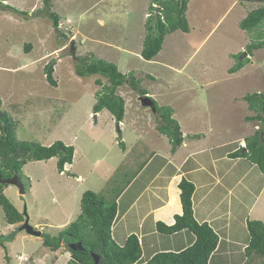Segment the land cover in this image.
Returning <instances> with one entry per match:
<instances>
[{
  "label": "rangeland",
  "instance_id": "obj_1",
  "mask_svg": "<svg viewBox=\"0 0 264 264\" xmlns=\"http://www.w3.org/2000/svg\"><path fill=\"white\" fill-rule=\"evenodd\" d=\"M149 1L49 0V6L44 7L43 0H0V107L11 117L16 138L43 146H50L55 141L66 145L79 142L81 148L78 154L81 157L83 151L86 154L79 166L84 177H88L84 182L68 176L69 171L64 173L69 163H65L63 170L59 171L57 157L53 156L46 160H29L23 165L21 181L24 182V194H20L15 185L2 187L8 200L27 215L30 225L44 234L57 235L77 217L84 191L100 193L91 185L97 183L103 171L111 173L114 162L110 157L115 158L117 155V148L111 150L113 144H106L101 137L107 136L102 130L108 122L103 124L100 121H105L109 116L97 114L92 107L96 103V94L102 89L97 79L105 83L106 78L99 74L79 76L75 71L76 65L81 63L78 56L89 58V61L102 59L113 62L124 73L132 71L141 79L142 87L146 88L153 102L170 105L179 118L185 114L184 104L196 113L206 111L210 118L201 124L214 131L211 136H207L206 141L199 143L202 147L218 145L215 140L219 133L216 135V132L222 130L226 135L235 132L236 138L244 140L245 136L258 129V122L245 119L253 111L248 108L243 95L264 93V47L253 50L252 55L247 54L248 44L264 40V35L258 36V29L253 32L241 29L236 20L249 8L264 4L252 0L243 4L244 10L240 11L238 6L235 9H193L195 2L185 12L189 19L188 25L192 26L190 33L176 30L167 34L156 58L145 60L140 52L145 34L143 22L146 13L150 12ZM49 8L58 15L57 27H54L53 19L47 14ZM99 20L103 21L101 25ZM261 28L264 31V27ZM71 42L75 45L74 52ZM240 43L245 44L243 49H239ZM229 52L236 54L231 56ZM243 52L246 55L242 57ZM247 57L249 60L244 68L234 75L225 73L239 59ZM50 61L53 63L52 76L56 86L46 79L44 67ZM205 65L209 66V71L213 70L212 73L208 71L206 75H198ZM186 73H196V78L191 79ZM148 74L154 78H148ZM116 93L125 102V135H132L133 130L147 137L155 135L160 116L150 106L143 105L138 93L129 85L119 86ZM89 112H93L91 117ZM96 118L100 119L99 122H96ZM131 118L136 119V123ZM90 120L93 124L103 125L94 127ZM132 122L134 128H131ZM112 126L113 120L109 122V129ZM121 126L117 122L114 127H117L115 135L120 140ZM83 136L85 140L81 139ZM163 139L159 147L164 145ZM106 146H110V157L104 155ZM218 151L219 148H215L199 156L209 157L210 152ZM243 157L237 158V163L242 168L250 166L251 170L243 182L252 180L250 190L257 188L254 191L255 197L260 194L256 200L258 210L252 209L249 218L264 222L261 216L264 208H259L264 199V172L248 156ZM240 172V178L244 177L242 170ZM238 174L233 172L231 177L226 174L224 181L230 185ZM197 178L203 177L198 175ZM105 199L114 200L110 197ZM246 213L243 208L235 207V223L243 222ZM22 223L8 224L0 206V233L16 231L13 240L5 242L9 257L6 261L5 250L0 246V264H76L70 259L66 245L51 250L43 244L42 235L34 236L24 229L20 230ZM238 230L242 234L232 238L237 241L236 246L230 244L237 253L249 241L246 228L242 226ZM240 253L238 257L241 259L245 255L242 251ZM232 264L245 262L240 263L236 259Z\"/></svg>",
  "mask_w": 264,
  "mask_h": 264
},
{
  "label": "crops",
  "instance_id": "obj_2",
  "mask_svg": "<svg viewBox=\"0 0 264 264\" xmlns=\"http://www.w3.org/2000/svg\"><path fill=\"white\" fill-rule=\"evenodd\" d=\"M160 1L150 0L149 3L159 9ZM249 1L251 2L252 0H188L187 10L191 9L196 2L193 9H217L220 7L223 9H235L238 6L237 9L242 11L244 10L243 4ZM255 1L258 4L260 2L264 4V0ZM110 5L114 6L112 3ZM249 9L241 14V17L239 15V18H237L236 23L238 26L239 21L247 14L246 12L250 11ZM102 23L103 21L99 20V24L101 25ZM144 23L145 21L143 22V26ZM236 29L239 32H244L239 28ZM191 30L192 26L189 25V31L186 33H190ZM211 31L212 28L208 30V34ZM244 43L239 44V49H243ZM235 54L232 52L228 53L231 56ZM208 67V65H205L199 71L200 73L197 74H202L200 76L206 75L209 71ZM211 71L213 70L209 72ZM237 71L231 73L227 69L225 73L234 75ZM186 74L191 79L196 78V73L194 75H190L193 73ZM235 99L233 98V100ZM184 106H186L183 110L185 114L182 118H179L177 115L175 116L176 113L173 108L172 116L178 121L183 136V142L175 151L171 150V145L167 142L168 138L158 132H154L155 135L147 137L144 133L142 134L132 129L134 131L131 133L132 135H125L123 131L125 116L119 122V125H122L119 128H121V137L125 145L124 148H121L118 145L119 138L115 135L117 127L116 129L114 127L117 122L107 109L97 112L99 115L109 116L105 121H100L103 124L104 122H108V125L106 124L105 129L102 130L107 136L101 137L104 138L106 144H113L111 150L114 147L117 148V155L113 158L109 156L110 146H106L104 155L107 154L106 157H110L112 162H114V165L111 166V173H108V170L103 171L98 177L97 183L91 185L95 190H99L100 194L107 198H113L116 201L117 210L111 226V235L118 245H123L130 235L137 237L140 246V257L135 264H146L158 252H178L190 246L194 242V235L189 230L184 229L174 233H163L157 228L158 223H163L167 226L172 225L175 221V214L182 213L178 183L182 178H186L194 184L192 207L195 219L198 222H206L219 238L218 245L210 256L209 264H232L236 259L240 263L251 264V262H247L249 258L246 256L241 259L238 257L241 251L245 255L246 243L243 244V248L239 253L234 252L235 247L230 246V244L236 246L237 241L232 240V238H237L242 234V231H237L238 227L242 229L243 226L247 230V221L257 220L250 219L249 214L253 213L252 209H254L253 211L258 210L256 200L260 194L255 197L254 191L257 188L254 191L250 190L252 180L248 179L245 183L243 182L245 176L251 171L250 166H243L242 168L237 163V158L243 156H235L234 154L240 147H245V138L244 140L236 138L235 132L232 135H226L222 130L221 132H216V135L219 133V137L215 141H218L219 146L215 145L209 148L200 146L199 143L206 141L207 136H211L214 131L208 130L206 126L201 124V122L207 121L210 116L206 111L196 113L194 109H191L186 104ZM92 113L89 112L90 117ZM131 119L136 123V119ZM95 120L99 122L100 119L96 118ZM111 120H113V126L112 129H109V122ZM133 122L131 128H134ZM90 123L93 124L91 120ZM92 126L98 127L100 124L95 123ZM134 133L136 134L135 136H133ZM130 136L132 138L135 137V139L131 138V140H128L127 138ZM162 138H164V145L159 147ZM81 139L85 140L86 138L83 136ZM72 144L74 147V158L64 168V173L69 171L68 173L70 174L68 176H73L76 180L84 182L88 177H84L79 170V166L81 161H84L82 158L86 154L84 151L82 157L78 154L79 148H81L79 142H73ZM215 148H219L217 153L210 152L209 157L199 156ZM245 160L247 159L245 158ZM119 164H121L120 169H118ZM241 170L244 173V177L242 178H240ZM233 172L239 173L234 178V183L232 182L230 185L226 184L224 181L225 175L227 174V176L231 177ZM198 175L203 178H197ZM262 189L259 190L260 193ZM261 203V207L259 208H264V199ZM235 207H240L247 211L242 219L243 222L240 221L239 224L235 223L237 219L233 216V209ZM77 213L79 212L77 211ZM234 215H237V213ZM261 216L264 217V214Z\"/></svg>",
  "mask_w": 264,
  "mask_h": 264
},
{
  "label": "trees",
  "instance_id": "obj_3",
  "mask_svg": "<svg viewBox=\"0 0 264 264\" xmlns=\"http://www.w3.org/2000/svg\"><path fill=\"white\" fill-rule=\"evenodd\" d=\"M187 2L188 0H161L159 9L152 4L149 5L150 12L145 19V35L140 52L143 59L152 60L159 53L167 34L176 30L189 31L185 15ZM43 3L44 7L49 6V0H43ZM47 14L53 19L54 27H57L58 15L50 11V8L47 9ZM263 21L264 6H260L248 11L239 21V27L248 32L258 29V36L261 37L264 35L261 28V26L264 27ZM248 45L247 54L252 55L253 50L264 47V40ZM78 59L81 63L76 65L75 71L79 76L99 74L106 78L105 83L97 79L98 84H102V89L96 94L94 112L107 109L116 122H119L122 121L125 111L124 99L116 93L119 86L127 84L139 96L148 94L146 88L142 87L141 79L132 71L124 73L115 63L102 59L89 61V58L80 56ZM248 60V57L239 59L228 68L229 72L241 69ZM44 70L47 81L56 86L57 83L52 76V61L45 65ZM148 78L153 79L154 77L148 74ZM243 99L247 102L248 108L253 111L251 116L245 119H253L258 122L259 126L253 134L245 137V150L244 146L240 147L234 154L235 156H248L264 172V93L245 94ZM154 108L155 113L160 116L156 129L169 139L171 150L175 151L183 142V136L178 121L172 116L173 108L170 105H159L156 101H154ZM14 126L11 117L0 107V173L2 177H11L16 174L22 180V167L29 160H46L55 156L59 171L63 170L65 163L72 162L74 152L72 145L55 141L50 146H43L37 142L18 140ZM119 146L121 148L125 146L120 139ZM5 185L7 184H0V206L4 211L5 220L8 224L20 223L24 220V214L2 192V187ZM178 187L182 213L175 214V221L172 225L158 223L157 228L163 233H174L187 229L194 235V242L178 252H158L146 264H209L210 256L218 245L219 238L215 231L206 222H198L193 215L194 184L182 178ZM79 205L80 212L77 217L57 235L50 236L41 233L44 237L43 244L51 250H57L63 244L66 245L71 255L70 259L76 264H94L93 256L89 251L74 248V243L77 241L89 246L98 256L97 264H135L140 257L137 237L130 235L123 245H118L111 235V226L117 210L116 201H107L104 195L86 190L81 195ZM247 231L249 235V241L245 247V256L249 258L247 262L264 264V222L248 220ZM15 234L16 231L9 234L0 233V246L5 250V261L9 258L5 242L13 240Z\"/></svg>",
  "mask_w": 264,
  "mask_h": 264
},
{
  "label": "water",
  "instance_id": "obj_4",
  "mask_svg": "<svg viewBox=\"0 0 264 264\" xmlns=\"http://www.w3.org/2000/svg\"><path fill=\"white\" fill-rule=\"evenodd\" d=\"M71 49H74L73 46V42H71ZM246 55V52L242 53V57ZM241 58V57H240ZM141 103L145 106H150L152 108L153 111H155L154 108V102L153 100L148 96V95H144V96H140L139 97ZM0 184H12L15 185L20 194L24 193V184L21 181L20 177L17 175H13L12 177L9 178H3L0 174ZM24 216L26 217L22 223V225L19 226L20 230H25L28 234L30 235H34V236H40L41 235V231L35 229L32 225H30L29 221H28V217L26 214H24ZM74 248L76 250H86L89 251L91 253V255L93 256L94 259V264L98 263V256L89 248V246H87L86 244H84L81 241H77L76 243H74Z\"/></svg>",
  "mask_w": 264,
  "mask_h": 264
},
{
  "label": "bare ground",
  "instance_id": "obj_5",
  "mask_svg": "<svg viewBox=\"0 0 264 264\" xmlns=\"http://www.w3.org/2000/svg\"><path fill=\"white\" fill-rule=\"evenodd\" d=\"M73 46H74V44H73ZM74 49H75V48H74ZM74 49H72L73 52H74ZM73 52H72V53H73ZM146 95H147V94H146ZM141 96H144V95H141ZM139 97H140V96H139ZM154 112H155V111H154ZM119 122H120V121H119ZM119 122H118V123H119ZM15 175H16V174H15ZM17 176H18V175H17ZM11 177H12V176H11ZM7 178H9V177H7ZM11 185H12V184H11ZM18 192H19V190H18ZM24 192H25V189H24ZM23 194H24V193H23ZM24 217H25V216H24ZM24 219H25V218H24ZM35 229H36V228H35ZM37 230H38V229H37ZM41 233H42V232H41Z\"/></svg>",
  "mask_w": 264,
  "mask_h": 264
},
{
  "label": "clouds",
  "instance_id": "obj_6",
  "mask_svg": "<svg viewBox=\"0 0 264 264\" xmlns=\"http://www.w3.org/2000/svg\"><path fill=\"white\" fill-rule=\"evenodd\" d=\"M146 14H147V15H146V18H147V16H148L149 13H146ZM73 44H74V43H73ZM245 65H246V64H245ZM0 174H1V173H0ZM1 176H2V175H1ZM3 178H7V177H3Z\"/></svg>",
  "mask_w": 264,
  "mask_h": 264
},
{
  "label": "flooded vegetation",
  "instance_id": "obj_7",
  "mask_svg": "<svg viewBox=\"0 0 264 264\" xmlns=\"http://www.w3.org/2000/svg\"><path fill=\"white\" fill-rule=\"evenodd\" d=\"M24 221V220H23ZM34 227V226H33ZM35 228V227H34Z\"/></svg>",
  "mask_w": 264,
  "mask_h": 264
}]
</instances>
